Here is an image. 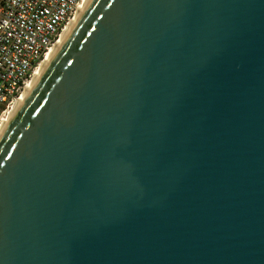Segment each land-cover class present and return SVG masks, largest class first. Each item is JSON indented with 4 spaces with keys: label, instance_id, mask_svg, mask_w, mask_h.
Instances as JSON below:
<instances>
[{
    "label": "water",
    "instance_id": "95a60500",
    "mask_svg": "<svg viewBox=\"0 0 264 264\" xmlns=\"http://www.w3.org/2000/svg\"><path fill=\"white\" fill-rule=\"evenodd\" d=\"M0 264H264V0H90L0 136Z\"/></svg>",
    "mask_w": 264,
    "mask_h": 264
},
{
    "label": "built area",
    "instance_id": "2783aa9c",
    "mask_svg": "<svg viewBox=\"0 0 264 264\" xmlns=\"http://www.w3.org/2000/svg\"><path fill=\"white\" fill-rule=\"evenodd\" d=\"M82 0H0V119L57 43Z\"/></svg>",
    "mask_w": 264,
    "mask_h": 264
},
{
    "label": "bare ground",
    "instance_id": "6f19581e",
    "mask_svg": "<svg viewBox=\"0 0 264 264\" xmlns=\"http://www.w3.org/2000/svg\"><path fill=\"white\" fill-rule=\"evenodd\" d=\"M90 0H82L81 5L79 6L74 18L69 22V24L65 27L64 31L61 33L59 40L55 45L51 48L49 53L45 56V58L41 61V63L38 65V67L35 69L33 75L31 76L30 80L25 85L23 91L21 92V95L19 98L13 102L11 108L2 116L0 119V136L4 130V128L7 126L8 122L10 121L11 117L15 114L17 109L19 108L21 102L24 100V98L27 96V94L30 92V90L34 87L37 80L42 76L43 72L47 68V66L50 64L53 57L56 55L57 51L63 43L65 42L66 38L70 34L71 30L75 26L79 16L84 11L86 6Z\"/></svg>",
    "mask_w": 264,
    "mask_h": 264
}]
</instances>
